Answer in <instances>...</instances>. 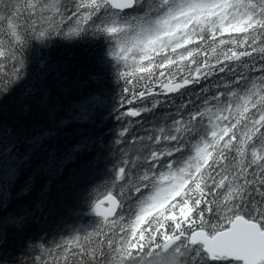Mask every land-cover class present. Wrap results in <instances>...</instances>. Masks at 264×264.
Listing matches in <instances>:
<instances>
[{
	"label": "snow or ice",
	"instance_id": "obj_1",
	"mask_svg": "<svg viewBox=\"0 0 264 264\" xmlns=\"http://www.w3.org/2000/svg\"><path fill=\"white\" fill-rule=\"evenodd\" d=\"M57 39L98 49L121 127L27 260L0 191V264H264V0H0V101Z\"/></svg>",
	"mask_w": 264,
	"mask_h": 264
},
{
	"label": "trees",
	"instance_id": "obj_2",
	"mask_svg": "<svg viewBox=\"0 0 264 264\" xmlns=\"http://www.w3.org/2000/svg\"><path fill=\"white\" fill-rule=\"evenodd\" d=\"M99 55L88 39H57L41 49L32 79L0 101V191L10 193L8 257L27 260L25 253L41 243L34 237L51 242L61 225L85 222L81 195L102 173L121 127L110 112L115 85Z\"/></svg>",
	"mask_w": 264,
	"mask_h": 264
},
{
	"label": "rangeland",
	"instance_id": "obj_3",
	"mask_svg": "<svg viewBox=\"0 0 264 264\" xmlns=\"http://www.w3.org/2000/svg\"><path fill=\"white\" fill-rule=\"evenodd\" d=\"M4 183H7V181H6V180H4Z\"/></svg>",
	"mask_w": 264,
	"mask_h": 264
}]
</instances>
